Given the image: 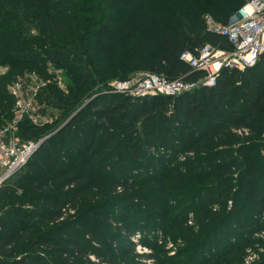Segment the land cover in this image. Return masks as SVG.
Wrapping results in <instances>:
<instances>
[{
    "label": "trees",
    "instance_id": "obj_1",
    "mask_svg": "<svg viewBox=\"0 0 264 264\" xmlns=\"http://www.w3.org/2000/svg\"><path fill=\"white\" fill-rule=\"evenodd\" d=\"M246 1L0 0V125L32 72L51 121L25 117L21 138L80 108L0 187V264H138L139 246L154 264H246L249 249L264 264V53L174 97L108 88L199 77L181 54L229 48L205 16L226 24ZM167 237L184 241L172 257Z\"/></svg>",
    "mask_w": 264,
    "mask_h": 264
},
{
    "label": "built area",
    "instance_id": "obj_2",
    "mask_svg": "<svg viewBox=\"0 0 264 264\" xmlns=\"http://www.w3.org/2000/svg\"><path fill=\"white\" fill-rule=\"evenodd\" d=\"M205 24L207 30L226 37L230 47H216L206 43L196 53L183 52L181 59L188 63L192 70L201 72L199 77L170 79L157 72H144L111 82L109 91L132 96L161 94L174 97L201 86H214L224 69L244 70L252 67L264 53V0H247L226 24L206 15ZM17 82L21 84L20 88L24 92L22 95L27 100H21L17 90L10 88V93L16 98V104L14 115L0 126V187L28 162L42 140L23 139L19 135L21 121L31 116L32 111L39 105L34 98L36 93L30 97L32 91H27L21 80ZM168 246L170 247L171 243H168ZM258 255V252L249 249L245 258L246 264H251Z\"/></svg>",
    "mask_w": 264,
    "mask_h": 264
},
{
    "label": "rangeland",
    "instance_id": "obj_3",
    "mask_svg": "<svg viewBox=\"0 0 264 264\" xmlns=\"http://www.w3.org/2000/svg\"><path fill=\"white\" fill-rule=\"evenodd\" d=\"M34 31H36L34 29ZM8 69V66L6 65H0V75H2L3 73H5ZM51 71L55 74V76H53V79L56 80H59L60 83L63 85V81H64V78L62 76V69H53L51 68ZM151 72V71H150ZM21 80L23 82V85L25 86V89L27 91L31 90L32 93L29 94L30 97H32L34 95V93H37L36 91H38L40 89V87L42 85H44V82L38 78V75L37 74H34V72H32L31 74H26L25 76L23 77H18L16 79V81L14 80L10 85H9V92H10V88L11 89H14V90H17V93L19 96H21V100H24V96L22 95L24 92L23 90L20 88L22 87L21 84L17 81ZM121 79H113L111 80L112 82H116V81H120ZM123 80V79H122ZM19 89V90H18ZM15 98V96H14ZM29 99V98H28ZM27 100V99H25ZM15 104H16V101H15ZM37 105L38 102H36ZM38 108V109H37ZM16 110V108H15ZM42 110V111H41ZM43 110H44V106L42 105H39L38 107H36L33 111H32V114L30 118L34 123H43V122H48V121H51V115L49 116V111L47 110L46 112L43 113ZM52 112L54 113V115L56 114V110H52ZM11 119V118H10ZM9 120V119H8ZM7 120V121H8ZM1 126V125H0ZM194 219H192L189 223H194L193 221ZM133 239H136L133 237ZM179 239V238H178ZM181 239V238H180ZM167 241L168 243H171V246L169 247L168 244H166V249L169 251L168 252V257H172L174 255L177 254V252L179 251V249L181 248V246H183L184 244V241L182 239V242H178L177 239L175 238H170V237H167ZM137 251L138 253H142L146 256H143V257H139L137 259H135L136 263L138 264H154L156 262V258H152V257H148L147 255H150V250L149 249H143L142 247H137ZM149 253H147V252Z\"/></svg>",
    "mask_w": 264,
    "mask_h": 264
},
{
    "label": "water",
    "instance_id": "obj_4",
    "mask_svg": "<svg viewBox=\"0 0 264 264\" xmlns=\"http://www.w3.org/2000/svg\"><path fill=\"white\" fill-rule=\"evenodd\" d=\"M90 101V99L88 100V101H86V103L85 104H87L88 102ZM84 104V105H85ZM83 105V106H84ZM80 110V108L78 109V110H76L70 117H69V119L67 120V121H69L78 111ZM67 121L65 122V123H63V125H61L59 128H57L56 130H54L51 134H49L47 137H49V136H51V135H53L54 133H56L62 126H64L66 123H67ZM47 137H45L44 139H42L41 141H40V145L42 144V142L47 138ZM39 145V146H40Z\"/></svg>",
    "mask_w": 264,
    "mask_h": 264
}]
</instances>
